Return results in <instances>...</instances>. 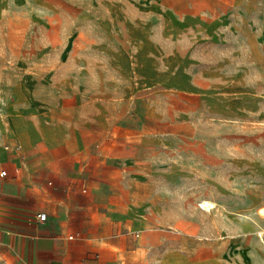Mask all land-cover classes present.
Returning a JSON list of instances; mask_svg holds the SVG:
<instances>
[{"label":"crops","instance_id":"0c3cea01","mask_svg":"<svg viewBox=\"0 0 264 264\" xmlns=\"http://www.w3.org/2000/svg\"><path fill=\"white\" fill-rule=\"evenodd\" d=\"M261 1L0 0V73L27 70L40 54H72L61 50L80 29L122 40L128 55L176 49L188 35L212 49L230 47L246 22L235 10ZM2 85L0 264H264L262 177L239 188L235 216L223 202L219 217L199 206L193 178L189 189L128 156L99 159L43 138L37 101L21 81L10 80L6 93ZM226 179L208 182L228 191Z\"/></svg>","mask_w":264,"mask_h":264},{"label":"rangeland","instance_id":"374dc122","mask_svg":"<svg viewBox=\"0 0 264 264\" xmlns=\"http://www.w3.org/2000/svg\"><path fill=\"white\" fill-rule=\"evenodd\" d=\"M261 2L235 10L246 22L230 47L212 49L188 35L176 49L139 48L128 55L122 40L115 45L80 29L79 40H66L69 48L61 50L72 54H40L24 66L27 70L0 73L1 92L12 79L23 83L37 101L43 138L52 136L57 144L91 155L99 152V159L128 156L150 165L153 174L181 177L189 189L193 178L200 207L220 217L225 202L235 216L242 203L239 188L255 177H262L264 196ZM4 155L0 150V158ZM224 179L228 191L208 182ZM258 212L264 216V207Z\"/></svg>","mask_w":264,"mask_h":264},{"label":"built area","instance_id":"2783aa9c","mask_svg":"<svg viewBox=\"0 0 264 264\" xmlns=\"http://www.w3.org/2000/svg\"><path fill=\"white\" fill-rule=\"evenodd\" d=\"M5 148H7L5 146ZM6 175V171L5 170H0V177H4ZM35 219L39 220V221H44L46 219V213L45 212H37L35 213Z\"/></svg>","mask_w":264,"mask_h":264},{"label":"bare ground","instance_id":"6f19581e","mask_svg":"<svg viewBox=\"0 0 264 264\" xmlns=\"http://www.w3.org/2000/svg\"><path fill=\"white\" fill-rule=\"evenodd\" d=\"M203 206H209V203L207 201H203Z\"/></svg>","mask_w":264,"mask_h":264}]
</instances>
